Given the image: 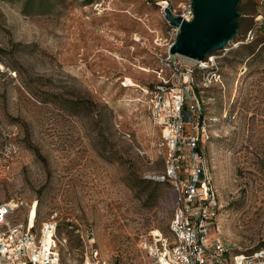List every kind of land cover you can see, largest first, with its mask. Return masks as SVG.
<instances>
[{
  "label": "rangeland",
  "instance_id": "374dc122",
  "mask_svg": "<svg viewBox=\"0 0 264 264\" xmlns=\"http://www.w3.org/2000/svg\"><path fill=\"white\" fill-rule=\"evenodd\" d=\"M162 1L0 0V203L17 202L11 220H53L63 264H83L91 237L109 264H143L139 237L168 232L177 196L152 180L159 133L135 86L182 77L162 68ZM255 10L239 0L202 95L212 233L232 253L264 247V32L241 43Z\"/></svg>",
  "mask_w": 264,
  "mask_h": 264
},
{
  "label": "built area",
  "instance_id": "2783aa9c",
  "mask_svg": "<svg viewBox=\"0 0 264 264\" xmlns=\"http://www.w3.org/2000/svg\"><path fill=\"white\" fill-rule=\"evenodd\" d=\"M256 4L253 23L241 43L264 32V0ZM163 13L189 22L193 18L191 0H178L176 4L161 2ZM166 26V55L161 57L162 68L168 69L175 80L159 82L150 88L135 85L147 103L152 125L158 130L157 148L163 157V171L152 180L169 183L176 192V204L168 223L167 234L149 231L138 239V250L143 264H264V247L251 252H230L226 244L212 231L222 206L209 173L202 142L205 133L204 91L219 81L220 75L214 65V57L207 55L201 61L170 55L169 48L175 43L179 27L173 26L163 16ZM192 62L182 64L176 58ZM199 72L201 84L192 76ZM201 86V87H199ZM185 124L190 125L184 134ZM18 206V205H17ZM17 207L9 202L0 203V264H63L61 250L66 243L57 239V225L48 220L38 228L35 216L11 220ZM92 237L88 239L89 250L84 254L83 264H109L96 248Z\"/></svg>",
  "mask_w": 264,
  "mask_h": 264
},
{
  "label": "water",
  "instance_id": "95a60500",
  "mask_svg": "<svg viewBox=\"0 0 264 264\" xmlns=\"http://www.w3.org/2000/svg\"><path fill=\"white\" fill-rule=\"evenodd\" d=\"M193 18L181 21L165 11L166 19L176 27L179 34L169 48L172 56L201 61L210 53L223 49L237 34L239 0H191Z\"/></svg>",
  "mask_w": 264,
  "mask_h": 264
},
{
  "label": "bare ground",
  "instance_id": "6f19581e",
  "mask_svg": "<svg viewBox=\"0 0 264 264\" xmlns=\"http://www.w3.org/2000/svg\"><path fill=\"white\" fill-rule=\"evenodd\" d=\"M9 205L12 207V208H15V207H17V202H15V201H9ZM20 206V205H19ZM21 206H23V205H21Z\"/></svg>",
  "mask_w": 264,
  "mask_h": 264
},
{
  "label": "trees",
  "instance_id": "16d2710c",
  "mask_svg": "<svg viewBox=\"0 0 264 264\" xmlns=\"http://www.w3.org/2000/svg\"><path fill=\"white\" fill-rule=\"evenodd\" d=\"M148 88H150L151 86H147ZM256 250V249H255ZM254 251V250H253ZM251 252V251H250Z\"/></svg>",
  "mask_w": 264,
  "mask_h": 264
}]
</instances>
